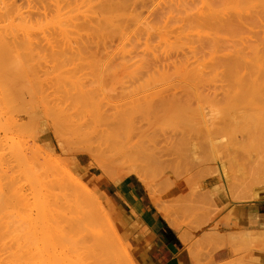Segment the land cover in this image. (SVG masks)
Masks as SVG:
<instances>
[{
    "label": "rangeland",
    "instance_id": "rangeland-1",
    "mask_svg": "<svg viewBox=\"0 0 264 264\" xmlns=\"http://www.w3.org/2000/svg\"><path fill=\"white\" fill-rule=\"evenodd\" d=\"M30 1H32L33 5L37 6L39 11L34 9L36 8V6L29 5L31 4ZM37 1L40 2L37 3ZM42 1L45 0H23V1L0 0V8H1L0 14H2L0 16V20H3L4 18L5 21L7 20L12 21L14 22V24L22 23L27 28V31L31 29L34 31L33 32L31 30L29 31L30 33L26 31L28 34L26 37L25 32L23 33L22 30L20 31V29L18 30L17 28H15L14 29L15 31L13 33L18 32L15 36L13 34L12 35L13 37L6 36L8 37L6 39L5 37L0 38V43H1L0 49H2V51L0 50V254L1 251H3L4 249L3 247H11V250L13 251L12 254L13 253L15 254L16 248L20 245H23L26 248H28L25 254L27 255L30 264H36V263L96 264L94 261L91 260L93 259L92 257L83 256V258H81V256L79 255L81 250H87L89 254H91V252L93 253L94 251L92 247L89 248V246L87 247L81 246V244L84 243L89 245L91 242L92 236H91L90 224L85 225L82 228V231H80V229L78 228V233L76 234L65 233V235H67L65 240H63L64 237L61 236V234H59L58 231H53L54 234L57 235L52 239H50L52 236L50 235L46 236V234H45L46 238L45 239L43 238L45 232V223L43 222L44 221L46 222V218H44V216L38 212L39 209L36 206H34V204L36 205L37 203L32 198L31 189H30L31 184L26 178V174L24 171L25 169L23 168V165L25 164V160H24L25 157L35 166H38L40 161L43 160L42 159L43 157L46 158L48 157V153L56 155L58 160L62 162L61 159L64 158V154L58 148L57 143L55 142L56 140H54L55 138L52 135V132L48 127L47 123L54 121L65 132L69 127L67 117H69L71 108L73 106L78 107L79 111L82 113V115L81 114L79 115L78 119L84 118V120L88 122V124L90 123L93 125L95 122L99 123L105 119L113 118L118 120L119 122L121 121L120 129L123 131L120 130V132H122V134H127V135L131 134V136H133V134H140L143 132V134H141L142 136L140 135V137L145 138L146 141H144V139L143 141L141 140L143 142L141 143V145L145 146L147 144L146 147L148 148L151 146L150 143L154 147L155 145L156 146L160 145L164 147V145H166V143L168 142H169L168 144L170 145L169 140L173 142L172 143L173 145L171 144L172 147L168 146V149L166 148L167 146L164 147V149L166 148V150L165 151L162 150V151H164L165 153L161 152V154H158L157 152L156 156L157 154L158 156H160L159 158L157 157V159L160 160L158 162L164 161L165 157L168 158V160L169 157L170 160L174 158L172 159L173 161L169 160L168 163L175 161L174 165L176 163L177 167L176 166L173 167L172 165L173 163H171L172 166L170 164L164 166L163 164L166 161L161 162L159 164H157V162L153 163V165H155L154 171H153L154 166L153 168L150 169L146 167V171L148 169L147 172L150 171L151 173L150 175L152 178L150 179L151 183L154 176H155L154 179L158 180L160 178V180H162L161 181L162 183L164 179H166L165 182L170 181L169 182L170 185L169 183H165L166 185L163 183V185H161L162 183L160 182V180L158 182H155L157 180H153V182H155L153 185L154 186L153 189H155L154 190L155 193L152 192L151 188L147 190L146 186L143 184L142 176L140 179L137 173H133V172L123 173L122 171H118V173L113 174L114 176L112 177L104 176V178H102L103 179L102 185L100 189H98V192H96V194L100 198L99 204L101 209L98 218H100V220H103L104 223L98 224V226L96 228L94 227V229L95 230L99 229L101 232H105L109 237L113 238L114 241L109 244L107 249H103L104 252L109 253L110 258L108 256V259H106V261L100 262L101 264H106V263L110 264V260H112V258L117 259L118 257H122L118 259V260L122 259V261L120 260L122 264H135L130 254L129 245L126 242L124 236L122 235L119 226L116 224L114 218L110 216L109 211L106 210L104 202H102L103 194L101 193V190L106 191V186L108 182L115 183L116 181L122 179L127 175L132 176L136 179L138 178V180L145 187V190L154 199L155 206L159 212L160 210H162V208H165V212L169 214V217L166 220L171 225L181 230L182 235L186 241H189L190 244H194L200 250H203L205 252H209L212 249L216 248L218 245L221 244L219 237L216 236L218 230L220 229L217 222V215L223 209V207H226L229 203L232 202L248 200V199L264 196V143H263L264 137H262L264 136V121H263L264 102H261L262 100H264V98L253 101L251 100V98L243 96L244 99L242 100L241 99L242 95L241 93H239L241 91L240 89L242 85L239 84L242 81L241 76L244 77L246 75L245 68L247 67L248 69L249 67V64L247 65V60L249 62V60H252L255 57V54L254 56H252L253 54L251 51L253 50L254 47H256V44L257 46H260V48L258 47L259 48L258 60L260 58L264 59L263 58L264 57V20L262 16L261 18L259 17V20L258 17L248 18L246 20L248 24L244 22L241 25H239L240 27L238 26V31L235 30V33L234 31L231 32V34H239L240 36L236 35L237 36L236 37L230 34V37H228V39L233 37H235V39H231V40L227 39L228 40L227 43L229 46L228 49L227 46H224V44L226 43H222L223 41H221L222 35L223 34L225 35L224 31L222 30V28L218 29V32L216 31L217 30L216 26H218L217 24L216 26H212L213 28L215 27V30L214 29L209 30V33L207 30L210 28L209 27L205 28L204 25L202 24L197 23L198 24L197 25L195 23L194 25V23H192L194 26L193 27L192 24L190 23L192 29L190 26H188L189 21L188 19H184L186 17L185 15L190 13L192 7H194V9L196 8L194 5H197L196 3H199L198 0H193L194 5L190 7L191 9L189 8L188 11L187 9L185 10L184 7L185 5L186 8H188L189 5L191 6L190 3L193 2L192 0H190L191 1L190 3L188 0H185L184 3L183 0H179L183 4H185L183 6L181 5L180 2V6L183 7L180 6L178 7L179 4L178 5L176 4L178 3L177 2L178 0H175L176 1L175 4L173 0H168V2L170 1L169 2L170 5L167 4L168 3L167 0L165 1L164 0H158V1L130 0L129 4L127 5H125L126 3H128L127 0L125 1L126 3L123 0H121L120 3L117 4L118 7L117 6L115 7V4L119 0L117 1L113 0L114 5L112 4L113 1L110 2V0H101L106 3L99 2L100 0H95V2L94 0H77L78 2H76V0H65V1L46 0L45 2ZM138 1L140 2V4ZM144 2H146V4H144ZM13 3L15 6H12L11 8L10 6L11 4L13 5ZM17 3H21V4H17ZM103 3L105 5H103ZM108 3L112 4L116 10L118 9V12H116V10L112 8L113 6L111 7L110 4ZM137 3L139 5H137ZM160 3L163 4L161 5ZM186 3H188L189 5ZM99 4L105 6L104 8L106 10H104V8H102ZM119 4H121L122 6L125 5L124 7L125 11H123V13H122L123 9L122 10L119 9V7L120 8L122 7L121 5L119 6ZM199 4L197 5V7H199ZM22 5L25 6L22 7ZM144 5H148L149 7H146ZM175 5H177L176 6L177 8L175 7ZM46 6L48 7L47 12H46L47 8H45ZM96 6H98L97 9L102 8V11H100L101 9L100 10L98 9L97 11ZM83 7L85 9H83ZM128 7L130 9H126ZM4 8H6L5 10L8 12H5ZM49 8L51 11L49 10ZM148 8L152 10L150 11ZM164 8H168V9L164 10ZM169 8H171L172 10ZM107 9H109L111 13H109ZM194 9L193 11H195ZM2 10L4 13L2 12ZM154 10L155 12L160 11V13L162 11V13L160 14L156 12L157 13L156 16V13L152 12ZM103 11H105L104 14ZM106 11L111 15V18H113L112 20L111 18L109 19L108 16L110 15H108ZM17 12L18 14L19 12L22 13L17 15ZM135 12H141V14ZM181 12L184 16L180 14ZM6 13H8V15ZM38 13L42 14L43 16L41 15L38 17ZM49 13H52V15H50ZM74 14L76 15V17ZM114 14L115 17H113ZM132 14L135 16H132ZM145 14L147 18H145ZM153 14L154 17L156 16V18L152 17ZM16 15L17 17H15ZM87 15H90L91 17ZM118 15L119 17L124 15V17H121L123 19L120 18L122 22L121 21L118 22L119 21L118 19L119 17L117 18ZM128 16L131 17L130 20L134 18L133 22L131 21L132 24L130 23ZM92 17L94 18L95 21H98V23H100L99 22L100 20L101 22L103 21V23L98 24L96 22L97 24L96 27L94 23L95 21L92 20L93 19ZM101 17L103 18L100 19ZM161 17H163L162 18L163 21ZM172 18L173 21L171 20L172 22H170L169 19ZM36 19L38 21H36ZM87 19L88 22L85 21ZM158 19L161 20L160 21L161 24L159 23V21H157ZM254 19L260 22H257L255 24L254 22L256 21H253ZM77 20H78V24H80L79 23L80 20L81 22L83 21L82 24L78 25L80 29L76 25ZM33 21L34 22L36 21L35 22L36 24ZM64 21H68V23ZM84 21L87 24H89V22L94 24V26L98 28L97 29L98 32L95 31L96 33H98V35L96 33L93 34L91 32H88L89 27L91 26L92 28L93 25H90L91 24L90 23L88 26H85L86 23ZM151 21H153L154 23ZM58 22H60V24ZM73 22L75 24H73ZM108 22L110 23L111 26L109 25ZM126 22L127 24H125ZM155 22L157 24L159 23V25L157 26ZM165 22L167 23L164 24ZM120 23L122 24L120 25ZM102 24H104V27L106 24L107 27L104 29V27H102L103 26ZM82 25L83 27L85 26L86 30L81 28ZM116 26H118L119 28L118 27L116 28ZM181 26H184L185 29L184 28L182 29ZM63 27L64 28L66 27L65 30ZM95 27H93L94 30L96 29ZM101 27H102V31H101ZM113 27L116 28V30H114ZM124 27L125 28L129 27V28L128 29L126 28V31L123 32L125 30ZM199 27L202 29H200ZM246 28L247 31L249 29L248 33L245 31ZM108 29L109 31H106ZM103 30H105L106 32L104 31L105 32L104 33ZM117 30L119 31V33ZM241 30H243L244 32ZM253 30L255 32H253ZM76 31H78L79 33ZM137 31H140L142 35L140 34V32H138L139 33L138 34ZM214 31L216 32L215 34ZM108 32H110V34ZM22 33L26 38L23 37ZM32 33H35V35L32 36ZM39 33L42 36H40ZM189 33H191L190 35L193 34L192 37L189 36ZM211 33L213 34V36ZM82 34L85 38L84 37L81 38ZM86 34L88 36H86ZM92 34L95 37L91 36ZM206 34L210 35V38L212 36L213 37L211 38L212 40L216 37L215 38L216 40L215 41H212L210 39L208 40V37H205ZM96 35L99 38L96 37ZM152 35H153L152 38H154L153 40L152 38L150 39ZM34 36H37L38 38L36 39V37ZM39 36L41 37V39L39 38ZM68 36H70L71 38ZM183 36L184 38L182 39ZM185 36L187 38H185ZM197 36L199 37L201 36L200 38H202L203 40L207 38L206 39L207 41L206 40L205 41L206 43L208 42V45L204 46L203 43L205 41H202L203 43H201L202 39H200ZM245 36L249 38L247 39ZM129 37H131L132 39H130ZM190 37L191 40H188ZM219 37L221 39H219ZM250 37L251 39L253 37V39L251 40ZM146 38H148L149 40H147ZM86 39L89 41H87ZM243 39L245 40V42ZM235 40H237L236 41L237 43L235 42ZM249 40L250 42H248ZM145 41L148 43L149 41L153 42V45L155 44L156 47L150 48L153 46L152 43L150 42L151 45H148V43L146 44ZM197 41L200 42L198 43ZM210 41L211 43L213 42L215 43V44L213 43L215 47L211 46V43H209ZM127 42L128 43L132 42V44L129 43L128 45H126ZM172 42L175 44H173ZM135 43H137V45ZM139 43L140 44L142 43V45H140ZM163 43L167 45L165 46V48H164L165 44ZM167 43L172 44V45L170 44L171 48L175 47L176 49H178L180 45L182 47H180L179 50L173 48L171 50ZM183 43L186 44V46H184ZM246 43H247L246 46L248 47H244ZM249 43L250 45H248ZM4 44L5 45L7 44L6 49H5L6 46ZM221 44L223 45L221 46ZM232 44L235 45L233 46ZM251 44L255 46L253 47L251 46ZM147 45L149 46V48ZM218 45L220 47L216 48V46L218 47ZM2 47H4L5 50ZM123 47H125L124 48L125 51ZM132 47H135L136 50H133L135 48ZM237 47H238L237 52L239 53V55L234 50ZM141 48L143 49L141 50ZM154 48L156 49L160 48V49L154 52ZM161 48L164 52L161 50ZM213 48L215 49L213 50ZM120 49L122 52H120ZM126 49L128 51L130 50L132 54L130 52H126L127 51ZM144 49L146 52L144 51ZM169 49L171 50V53L173 55H170L171 53L168 54V52H170ZM183 49L189 51L190 54ZM192 49L197 51H194ZM231 49L234 52H232ZM248 49L251 51H248ZM137 50L138 51L140 50L142 53L140 54V51L138 53ZM148 50H150L151 57L148 53L149 52ZM191 50L194 52V56ZM133 51H135V54ZM159 51H161V53L163 52L162 55ZM175 51H178L176 52L177 55ZM244 51L245 52L248 51L247 54H245ZM223 52L225 53L228 52L230 57L228 55L223 54ZM260 52H263V54H261ZM127 53L128 56H126ZM197 53L198 56L196 55ZM259 53L261 56L259 55ZM136 54H138V56L142 58L135 56ZM144 54L147 55V57L145 56L146 58L143 57ZM214 54L215 56L212 57V55ZM222 54L228 57L222 59L220 58ZM235 54L238 55L237 57L238 59L236 57H233L236 56ZM241 54H243V56ZM131 55L135 57L131 58ZM178 55L180 56V58L181 55H183V57L179 59ZM157 56L159 57L157 58ZM160 56H162V58L164 59L160 58ZM246 56L249 57V59ZM168 57L170 59L172 58V60H170ZM174 57L178 58V60L175 59ZM231 57L235 58L236 60L235 59L232 60ZM208 58L209 59L214 58L213 60H210L212 61V63L215 61L218 62L214 63L215 66L214 65L211 66L212 63L211 62L209 63ZM140 59L141 61H139ZM145 59L147 60L145 61ZM225 59H228L229 62L231 61L230 65L232 67H230L229 65L227 69L226 68L223 69L224 67L221 62L222 68H220L219 66L220 60L223 61ZM244 59L247 60L245 61ZM255 59L257 58L255 57L253 60ZM155 60H158L156 62L159 64H156ZM179 60L180 63H178ZM237 60L239 61L237 62ZM130 62L133 65H131ZM140 62L144 64V67H142ZM148 62H154V64L152 63L153 67H151L152 64ZM235 62H237V64ZM164 63H165L164 65L165 67H163ZM161 64H162V70H160ZM235 64L237 65V67ZM145 66H149V67H145ZM166 66L167 67L169 66L168 68L170 73L167 72L168 68ZM170 67L171 68L173 67L174 70L171 71L173 68L170 69ZM218 67L220 68V71ZM199 68L201 69L202 73L200 72ZM214 68H216L217 71L213 70ZM231 68H233L234 73ZM237 68L240 69L239 72L237 71ZM206 70H210V71H207L206 73ZM236 71L238 72V74ZM204 72L206 73V75ZM159 73L161 74L159 75ZM228 73L230 77L232 76L231 78L228 77ZM231 73L234 76L235 74H237L236 77L234 78V76ZM164 74H166L167 76ZM213 74L214 76H212ZM157 75L159 77H161L162 75L163 76L159 78ZM209 76L210 79L208 80ZM205 77L207 79H205ZM213 77L214 79L211 80V78ZM226 77H228V80L230 81L226 80L227 79ZM198 79L199 80L202 79L203 83L202 80L200 82ZM221 79H223V81ZM206 81L207 82L209 81L208 83L211 84L212 86L210 85L211 87H209ZM219 81H221L220 84ZM211 82H213L214 84ZM217 82L219 85H217ZM230 82H233V84H230ZM234 82L237 83L240 87L238 88V85L237 84L235 85ZM198 83H202V84H198ZM189 84L191 86H189ZM222 84L226 86L225 87L226 92H224L225 89H223L224 86H222ZM214 85H216L217 87ZM230 85L232 86L229 87ZM233 85L235 90L233 88ZM214 88L215 90L213 91ZM217 88L221 89L223 93H221V90L218 91L219 89L217 90ZM216 90L218 92H216ZM237 90H239V92ZM206 91L208 93H206ZM236 91L238 92V94L235 93ZM219 92L221 93L222 96L221 102L219 99L220 98V94H218ZM210 93L211 95H209ZM237 95H241L240 97L238 96V98H240L239 101L240 103H237V101L239 100L238 98L236 99ZM208 97L210 100L208 99ZM213 97L214 100L216 99L217 101L211 99ZM247 98L250 101L247 100ZM248 101L249 102L253 101L254 103L252 102L253 104L252 103L250 104ZM251 105L252 108L249 107ZM247 110H249L250 112ZM238 115H240L241 117ZM247 116H249V118ZM246 117L250 121L245 119ZM230 118L233 120H231ZM239 118L241 120H239ZM236 120L239 121L240 123L237 122ZM242 123L247 127L245 126L243 128L244 125ZM238 125L240 126L241 130L243 128L244 131H241L239 127L236 128L237 130H235V127ZM238 129L241 131V133L238 131ZM261 129L263 130V132L260 131ZM251 131H253L252 133L255 134V136L250 134ZM254 132H256L257 134ZM247 133L249 135H247ZM258 133L260 137L258 136ZM245 134L248 136V138H246L247 136H245ZM257 136L261 141L258 140ZM165 141L167 142L165 143ZM154 142H156V144ZM196 142L198 146L197 144H195ZM249 144L252 146H250ZM209 145L210 147H208ZM144 146L143 148H145ZM152 146L150 148H152ZM254 146L256 147L254 148ZM154 147H153L154 151H157L158 148L156 149V147L155 148ZM162 147L160 148L162 149ZM160 148L159 151H161ZM166 153H169L168 154L169 157H167ZM163 155L166 156L164 157ZM161 157H164V159L162 160ZM90 158L91 157L88 155L86 151L79 153L77 152V153H73L72 155L70 154V160L64 159L63 161H65V164L63 163L62 164L65 168L72 166V163L75 164L76 168H73L71 170L79 177L84 176L85 174L89 176L92 175L95 177L99 174V170L94 166V164L92 163V159ZM89 162H91V164ZM161 164L163 165L162 167H160ZM159 167L161 169L165 167L163 169L164 171L161 170ZM157 169L160 170V172L158 170L159 173L156 171ZM156 172L158 173V176ZM172 173L173 175L175 173V175L173 176ZM165 174H167V176H165ZM147 181L149 180L147 179ZM183 190H185V192ZM178 191L182 192L181 195L179 194ZM175 192H177L179 195L177 193L175 195ZM218 192H221V194L225 195L226 203L223 206L217 205L216 193ZM173 193L175 196L173 195ZM29 211L32 212L31 216L27 215ZM160 213L162 214V212ZM121 241L123 242V244L126 243L124 245V248L120 244ZM36 244L45 245L46 247H43L42 250H38L35 249ZM237 250L242 253V257L239 260L240 263L242 264L254 263L255 258L249 256L250 245L248 244V242H243L242 239L240 241H237ZM6 251L4 252V255L9 256L8 257L9 259L14 260L16 256L14 254L13 255L10 254L11 251L8 252ZM8 253L10 255H7ZM3 257L2 259L4 260ZM6 258L7 257H5V260Z\"/></svg>",
    "mask_w": 264,
    "mask_h": 264
},
{
    "label": "bare ground",
    "instance_id": "bare-ground-1",
    "mask_svg": "<svg viewBox=\"0 0 264 264\" xmlns=\"http://www.w3.org/2000/svg\"><path fill=\"white\" fill-rule=\"evenodd\" d=\"M8 1V0H7ZM15 1V0H14ZM21 1H23V0H21ZM46 1V0H45ZM45 1H42V2H45ZM61 1H63V0H61ZM65 1V0H64ZM111 1H113V0H110V2ZM115 1H117V0H115ZM120 1L121 0H119V1H117L116 2V4H115V7L117 6V4L118 3H120ZM124 2L126 1V0H123ZM128 1V3H123V4H125V5H127V4H129V1L130 0H127ZM134 1V0H133ZM144 1V0H143ZM148 1V0H147ZM150 1V0H149ZM158 1V0H157ZM165 1V0H164ZM174 1V4L176 3V1L175 0H173ZM184 1L185 0H183V3H184ZM189 1V3L191 2L190 0H188ZM193 1V0H192ZM199 1V3H196L197 5L199 4V7H197V5H194V1L192 2V3H190L191 4V6L188 4V3H186V4H188L189 6H188V8H186V5L185 4H183L181 1H177L178 3H176L177 5H178V7L180 6V2H181V5H185V7H184V9L186 10L187 9V11H188V9L190 8V7H192L193 5L196 7L195 9H194V7H192V12L190 11V13H188L187 15H185L186 17L184 18V19H188V21H189V25L188 26H190V23L192 24V23H194V25H195V23L197 24V23H199V24H202V25H204V27L206 28H210V29H208L207 31H208V33H209V30H212V29H214L215 30V27L213 28L212 26H216V24L218 25V26H216V28H217V32H218V29H221L222 28V30L224 31V33H225V35L223 34V32H222V39L219 37V39H221V41H223L222 43H226V44H224V46H227L228 47V49H229V46H228V43H227V41L230 39H235V37H233V38H229L228 39V37H230V34H231V32H233L234 31V33H235V30H237L238 31V26L239 25H241L242 23H244V22H246L247 23V19L248 18H254V17H258V20H259V17L261 18V16H262V18H263V20H264V0H198ZM197 1V2H198ZM17 2V1H16ZM15 2V3H16ZM31 2V4H29V5H32V6H36V5H33L32 4V1H30ZM40 2V1H39ZM38 1H37V3H39ZM59 2V1H58ZM76 2H78L77 0H76ZM89 2V1H88ZM94 2H95V0H94ZM99 2H104V1H99ZM139 2V1H138ZM152 2V1H151ZM167 2H168V0H167ZM170 2V1H169ZM167 3V4H169L170 5V3ZM4 3V2H3ZM8 3V2H7ZM12 3V2H11ZM26 3V2H25ZM34 3V2H33ZM36 3V2H35ZM48 3V2H47ZM74 3V2H73ZM87 3V2H86ZM92 3V2H91ZM104 3H106V2H104ZM103 3V5H105ZM114 3V1L112 2V4ZM134 3H136V2H134ZM141 3H142V1H141ZM155 3V2H154ZM159 3V2H158ZM164 3H166V2H164ZM17 4H21V3H17ZM44 4V3H43ZM66 4V3H65ZM68 4H71V3H68ZM96 4V3H95ZM108 4H110V3H108ZM112 4H110V6L112 7L113 5ZM139 4H140V2H139ZM138 3H137V5H139ZM144 4H146V2H144ZM150 4V3H149ZM161 5L163 4V3H160ZM3 5V4H2ZM9 5H10V3H9ZM28 5V6H29ZM45 5V4H44ZM63 5H64V2H63ZM67 5V4H66ZM76 5V4H75ZM102 8H104L105 6H103L102 4H99ZM121 4H119V6H120ZM125 5L124 6H122L121 8L119 7V9H123L122 10V13H123V11H125V9H124V7H125ZM137 5H135V6H137ZM142 5V4H141ZM160 5V6H161ZM172 5V4H171ZM177 5H175V7L177 6ZM7 6V5H6ZM12 6H15L14 5V3H13V5L11 4V8H12ZM19 6V5H18ZM25 6V5H24ZM23 5H22V7H24ZM55 6V5H54ZM62 6V5H61ZM89 6V5H88ZM99 6V7H100ZM134 6V5H133ZM144 6H146V7H149L148 5H144ZM143 6V7H144ZM164 6V5H163ZM162 6V7H163ZM167 6V5H166ZM183 6H180V7H183ZM9 7V6H8ZM20 7H21V5H20ZM20 7H19V9H20ZM40 7H41V4H40ZM63 7V6H62ZM66 7V6H65ZM86 7V6H85ZM93 7V6H92ZM97 7L98 6H96V9H97ZM108 7H109V5H108ZM107 7V8H108ZM118 7V6H117ZM156 7V6H155ZM165 7V6H164ZM168 7V6H167ZM171 7V6H170ZM174 7V8H175ZM45 8H47L46 9V12H47V10H48V7L46 6ZM52 8V7H51ZM64 8V7H63ZM62 8V9H63ZM71 8V7H70ZM79 8V7H78ZM91 8V7H90ZM89 8V9H90ZM102 8H98L100 11H102ZM112 8H114V6L112 7ZM133 8V7H132ZM152 8H153V6H152ZM160 8V7H159ZM172 8H173V6H172ZM177 8V7H176ZM1 9V8H0ZM6 8H4V10H5ZM8 9V8H7ZM14 9V8H13ZM34 9H36L37 11H39L38 10V8H37V6H36V8H34ZM42 9V8H41ZM68 9V8H67ZM83 9H85L84 7H83ZM88 9V10H89ZM95 9V8H94ZM98 9H97V11H98ZM110 9V8H109ZM109 9H107V11H109ZM115 9V8H114ZM126 9H130L129 7L128 8H126ZM149 9V8H148ZM161 9V8H160ZM165 9H168V8H164V10ZM169 9H171V8H169ZM191 9V8H190ZM193 9L195 10V11H193ZM35 10V11H36ZM49 10H50V8H49ZM53 10V9H52ZM61 10V9H60ZM91 10V9H90ZM104 10H106L105 8H104ZM112 10V9H111ZM116 10V9H115ZM114 10V11H115ZM150 10V9H149ZM152 10V9H151ZM150 10V11H151ZM156 10V9H155ZM155 10L154 11H152V12H155ZM158 10V9H157ZM172 10V9H171ZM182 10V9H181ZM17 11V10H16ZM27 11V10H26ZM30 11V10H29ZM34 11V10H33ZM36 11V12H37ZM43 11V10H42ZM51 11V10H50ZM55 11V10H54ZM69 11V10H68ZM71 11V10H70ZM73 11V10H72ZM76 11H78V10H76ZM87 11V10H86ZM106 11V13H108ZM113 11V12H114ZM147 11V10H146ZM174 11V10H173ZM183 11V10H182ZM187 11H186V13H187ZM2 12H3V10H2ZM5 12H8V11H6L5 10ZM10 12V11H9ZM13 12V11H12ZM11 12V13H12ZM28 12V11H27ZM58 12H59V9H58ZM64 12V11H63ZM116 12H118V9L116 10ZM130 12H131V10H130ZM141 12H143V11H141ZM141 12H135V13H139V14H141ZM149 12V11H148ZM147 12V13H148ZM151 12V13H152ZM157 12V11H156ZM155 12V13H156ZM166 12V11H165ZM168 12V11H167ZM169 12H171V11H169ZM175 12V11H174ZM178 12V11H177ZM185 12V11H184ZM183 12V13H184ZM4 13V12H3ZM20 13H22V12H19V14ZM24 13V12H23ZM29 13V12H28ZM31 13V12H30ZM35 13V12H34ZM33 13V14H34ZM42 13V12H41ZM100 13V12H99ZM105 13V11H103V14ZM109 13H111L110 11H109ZM108 13V15H110ZM150 13V12H149ZM157 13H160V11H158ZM157 13H156V16H157ZM161 13H162V11H161ZM160 13V14H161ZM185 13V14H186ZM7 15H8V13H6ZM18 14V12H17V15H19ZM27 14V13H26ZM40 13H38V17L39 16H41L42 14H40ZM50 15H52V13H49ZM58 14V13H57ZM102 14V15H103ZM113 14V13H112ZM134 14V13H133ZM132 14V16H135V15H133ZM139 14H138V16H139ZM159 14V15H160ZM163 14H164V12H163ZM172 14V13H171ZM180 14H182V12L180 13ZM2 14H0V16H1ZM7 15H6V18H7ZM17 15L15 16V17H17ZM54 15V14H53ZM67 15V14H66ZM75 15V14H74ZM73 15V16H74ZM79 15V14H78ZM101 15V16H102ZM107 15V16H108ZM120 15H122V14H120ZM178 15V14H177ZM183 15V14H182ZM181 15V16H182ZM28 16V15H27ZM30 16V15H29ZM32 16V15H31ZM35 16V15H34ZM43 16V15H42ZM47 16V15H46ZM64 16V15H63ZM72 16V15H71ZM87 16H90V15H87ZM95 16V15H94ZM93 16V17H94ZM98 16V15H97ZM150 16V15H149ZM148 16V17H149ZM156 16L154 17V14L152 15V17L153 18H156ZM173 16V15H172ZM184 16V15H183ZM2 17H5V16H2ZM14 17V16H13ZM12 17V18H13ZM20 17V16H19ZM25 17H26V15H25ZM37 17V16H36ZM75 17H76V15H75ZM80 17H81V14H80ZM91 17V16H90ZM92 17V18H93ZM109 17V19L111 18V15L110 16H108ZM113 17H115V14H114V16ZM119 17V15L117 16V18ZM121 17H124V15L123 16H121ZM121 17H119L118 19H119V21L118 22H120L121 20H120V18ZM126 17V16H125ZM151 17V18H152ZM163 17H164V15H163ZM163 17H161V19L163 18ZM171 17V16H170ZM175 17V16H174ZM179 17V16H178ZM9 18V17H8ZM65 18H67V17H65ZM95 18V17H94ZM94 18L92 19L93 21H95L94 20ZM103 17H101L100 19H102ZM116 18V19H117ZM128 18H129V20H130V18L131 17H129L128 16ZM128 18H126V19H128ZM133 18V17H132ZM139 18V17H138ZM141 18V17H140ZM142 18H144V17H142ZM145 18H147L146 17V14H145ZM158 18H159V16H158ZM183 18V17H182ZM181 18V19H182ZM18 19V18H17ZM23 19V18H22ZM34 19V18H33ZM32 19V20H33ZM38 19V18H37ZM36 19V21H38ZM74 19V18H73ZM82 19V18H81ZM89 19V18H88ZM88 19L87 20H85V21H87L88 22ZM96 19V18H95ZM99 19V20H100ZM113 18H111V20H112ZM115 19V18H114ZM117 19V20H118ZM121 19H123V18H121ZM125 19V20H126ZM183 19V20H184ZM7 20V19H6ZM16 20V19H15ZM29 20H31V19H29ZM54 20H55V18H54ZM64 20V19H63ZM133 20H134V18L133 19H131L130 20V23H131V21L133 22ZM136 20V19H135ZM142 20V19H141ZM144 20V19H143ZM155 20V19H154ZM170 20V22H172L173 21V18L172 19H169ZM172 20V21H171ZM179 20H180V18H179ZM178 20V21H179ZM256 21L255 19L253 20V21H256V22H254L255 24L257 23V22H260V21ZM262 20V21H263ZM35 21V22H36ZM58 21V20H57ZM60 21H61V19H60ZM84 21V22H85ZM92 21V22H93ZM108 21V20H107ZM114 21V20H113ZM148 21H150V20H148ZM157 21H159V23L161 24V20H157ZM162 21H163V19H162ZM176 21V20H175ZM177 21V22H178ZM187 21V20H186ZM191 21V22H190ZM248 21H250V20H248ZM251 21H252V19H251ZM29 22V21H28ZM34 22V21H33ZM34 22V23H35ZM49 22H50V20H49ZM63 22V21H62ZM64 22H67L68 23V21H64ZM71 22V21H70ZM77 22V26L78 25H80V24H82V22H81V20L79 21V23L80 24H78V20L76 21ZM96 22L98 23V21H95L94 23H95V26L97 25L96 24ZM100 23H103V21L101 22V20L99 21ZM122 22V21H121ZM125 22V21H124ZM128 22V21H127ZM127 22L125 23V24H127ZM151 22H153V21H151ZM184 22V21H183ZM32 23V22H31ZM41 23V22H40ZM44 23V22H43ZM42 23V24H43ZM59 24H60V22H58ZM86 23V22H85ZM91 22H89V24H90ZM100 23H98V24H100ZM104 23H105V21H104ZM109 23V22H108ZM107 23V24H108ZM129 23V22H128ZM154 23V22H153ZM156 23V22H155ZM159 23L157 24V26L159 25ZM167 22H165L164 24H166ZM169 23V22H168ZM174 23V22H173ZM26 24V23H25ZM36 24V23H35ZM34 24V25H35ZM64 24H66V23H64ZM73 24H75L74 22H73ZM89 24H85V26H88ZM122 23H120V25H121ZM132 24V23H131ZM144 24V23H143ZM163 24V25H164ZM170 24V23H169ZM186 24V23H185ZM248 24V23H247ZM261 24V23H260ZM31 25H33V24H31ZM44 25V24H43ZM47 25V24H46ZM50 25V24H49ZM51 25H52V22H51ZM55 25V24H54ZM62 25V24H61ZM75 25V26H76ZM90 25H93L92 26V28H91V26L89 27V31L88 32H91V33H93V34H95L96 32L95 31H97V29L98 28H96L95 26H94V24H90ZM103 25V26H102ZM102 25H100V26H102V27H104V24H102ZM109 25H110V23H109ZM108 25V26H109ZM152 25V24H151ZM153 25H155V24H153ZM180 25H182V24H180ZM179 25V26H180ZM198 25V24H197ZM219 25H220V28H219ZM252 25H253V23H252ZM70 26V25H69ZM85 26L83 27V25H82V29H85ZM111 26V25H110ZM125 26V25H124ZM127 26V25H126ZM146 26V25H145ZM161 26V25H160ZM159 26V27H160ZM168 26V25H167ZM192 26H193V24H192ZM243 26V25H242ZM32 27V26H31ZM31 27H29V28H31ZM44 27V26H43ZM51 27V26H50ZM55 27V26H54ZM93 27H95L96 29L94 30V28ZM99 27V26H98ZM102 27H101V31H102ZM107 27V25L105 24V27H104V29ZM115 27V26H114ZM113 27V28H114ZM118 26H116V28H117ZM135 27V26H134ZM139 27V26H138ZM176 27H178V26H176ZM182 27V29L184 28V26H181ZM186 27V26H185ZM191 27V26H190ZM194 27V26H193ZM203 27V28H204ZM240 27V26H239ZM253 27V26H252ZM15 28H17L18 30L20 29V31L22 30L23 31V33L25 32L26 33V37H27V32H29V31H31V30H29V31H27V28L25 27V25H23L22 23H15L14 24V22H12V21H5L4 20V18H3V20H0V38H3V37H5V39L6 38H8L9 36H12L13 34H14V36L18 33H13L15 30ZM60 28V27H59ZM64 28V27H63ZM66 28V27H65ZM65 28H64V30H65ZM77 28V27H76ZM78 28H79V26H78ZM116 28H114V30H116ZM119 28V27H118ZM125 28V27H124ZM127 29L129 28V27H126ZM126 28H125V30L123 31V32H125L126 31ZM200 28V27H199ZM42 29V28H41ZM51 29V28H50ZM68 29V28H67ZM80 29V28H79ZM87 29H88V27H87ZM91 29H93V30H91ZM121 29V28H120ZM138 29V28H137ZM166 29H167V27H166ZM169 29V28H168ZM171 29V28H170ZM176 29V28H175ZM185 29V28H184ZM191 29H192V27H191ZM200 29H202V28H200ZM242 29H243V27H242ZM252 29V28H251ZM43 30V29H42ZM52 30V29H51ZM73 30V29H72ZM71 30V31H72ZM86 30V29H85ZM132 30V29H131ZM134 30V29H133ZM179 30H180V27H179ZM240 30V29H239ZM20 31H19V33H20ZM27 31V32H26ZM33 31V30H32ZM36 31H37V29H36ZM36 31H35V33H36ZM48 31H49V29H48ZM55 31V30H54ZM53 31V32H54ZM68 31V30H67ZM71 31H70V33H71ZM93 31V32H92ZM99 31H100V28H99ZM105 30H103V32H104ZM106 31H109V29L108 30H106ZM105 31V32H106ZM118 31V30H117ZM141 31H142V29H141ZM167 31V30H166ZM183 31V30H182ZM241 31H243V30H241ZM247 33H248V31H249V29H248V31H247V28H246V30H245ZM34 32V31H33ZM42 32V31H41ZM44 32H45V30H44ZM46 32H47V30H46ZM52 32V31H51ZM56 32V31H55ZM54 32V33H55ZM73 32V31H72ZM75 32V31H74ZM76 32H78V31H76ZM84 32V31H83ZM88 32H87V34H88ZM98 32V31H97ZM104 32V33H105ZM111 32H112V29H111ZM116 32V31H115ZM138 32H140V31H137V33ZM145 32V31H144ZM170 32H171V30H170ZM199 32V31H198ZM244 32V31H243ZM253 32H255L254 30H253ZM22 33V34H23ZM30 33V32H29ZM35 33H32V36L33 35H35ZM79 33V32H78ZM81 33V32H80ZM109 34H110V32H108ZM118 33H119V31H118ZM134 33V32H133ZM213 33V32H212ZM211 33V34H212ZM216 32L214 31V34H215ZM220 33V32H219ZM237 33V32H236ZM239 33V32H238ZM21 34V35H22ZM45 34V33H44ZM49 34V33H48ZM57 34H59V33H57ZM64 34V33H63ZM72 34H75V33H72ZM86 34V36H88ZM90 34V33H89ZM91 35V36H94V35ZM97 35H98V33H96ZM114 34V33H113ZM117 34V33H116ZM125 34V33H124ZM130 34V33H129ZM132 34V33H131ZM139 34V33H138ZM140 34H141V32H140ZM145 34V33H144ZM174 34V33H173ZM191 33H189V36H191L192 37V35H190ZM200 34V33H199ZM205 34V33H204ZM250 34V33H249ZM254 34V33H253ZM20 35V36H21ZM29 35H31V34H29ZM39 35H40V33H39ZM53 35V34H52ZM85 35V34H84ZM96 35V37H98ZM105 35V34H104ZM103 35V36H104ZM118 35V34H117ZM136 35V34H135ZM142 35V34H141ZM140 35V36H141ZM183 35V34H182ZM181 35V36H182ZM201 35H202V32H201ZM232 36L234 35V36H236V35H239V34H231ZM251 35V34H250ZM6 36H8V37H6ZM40 36H42V35H40ZM39 36V38L41 39V37ZM67 36V35H66ZM81 36V35H80ZM100 36H102V35H100ZM109 36V35H108ZM111 36H112V34H111ZM110 36V37H111ZM121 36H122V34H121ZM128 36V35H127ZM188 36V37H189ZM195 36V35H194ZM212 36H213V34H212ZM211 36V38H213ZM216 36V35H215ZM240 36V35H239ZM252 36V35H251ZM13 37V36H12ZM23 37H25L24 36V34H23ZM25 37V38H26ZM31 37V36H30ZM34 37H36V39L38 38L37 36H34ZM68 37H70V36H68ZM84 36H83V34H82V36H81V38H83ZM95 37V36H94ZM105 37V36H104ZM114 37V36H113ZM117 37V36H116ZM133 37V36H132ZM137 37V36H136ZM142 37V36H141ZM153 37V35L150 37V39ZM178 37V36H177ZM191 37L188 39V40H191ZM197 37H199V36H197ZM197 37H195V38H197ZM201 37V36H200ZM199 37V38H200ZM203 37V36H202ZM205 37H208V40L210 39V40H212L211 38H210V35H208V34H206L205 35ZM237 37V36H236ZM243 37V36H242ZM246 37V36H245ZM15 38V37H14ZM19 38V37H18ZM22 38V37H21ZM50 38V37H49ZM53 38V37H52ZM63 38V37H62ZM71 38V37H70ZM76 38H77V36H76ZM80 38V39H81ZM85 38V37H84ZM88 38V37H87ZM91 38V37H90ZM99 38V37H98ZM106 38V37H105ZM115 38V37H114ZM130 39H132L131 37H129ZM155 38H156V36H155ZM168 38V37H167ZM171 38H172V36H171ZM176 38V37H175ZM184 38V36L182 37V39ZM185 38H187L186 36H185ZM194 38V37H193ZM216 38V37H215ZM213 39L212 41H215L216 39ZM217 38H218V35H217ZM241 38V37H240ZM244 38V37H243ZM247 39L249 38V37H246ZM245 38V39H246ZM256 38V37H255ZM10 39V38H9ZM20 39V38H19ZM24 39V38H23ZM33 39V38H32ZM43 39V38H42ZM51 39V38H50ZM119 39V38H118ZM128 39V38H127ZM130 39H129V41H130ZM139 39V38H138ZM141 39V38H140ZM144 39V38H143ZM142 39V40H143ZM147 40H149L148 38H146ZM154 38H152V40H153ZM200 39H202V38H200ZM207 38H205V40H206ZM228 39V40H227ZM242 39V38H241ZM250 39H251V37H250ZM252 39H253V37H252ZM251 39V40H252ZM2 40V39H1ZM53 40V39H52ZM51 40V41H52ZM79 40V39H78ZM83 40V39H82ZM87 40V39H86ZM113 40V39H112ZM146 40V41H147ZM157 40V39H156ZM185 40V39H184ZM205 40H201V43H203L202 41H205ZM244 40V39H243ZM258 40V39H257ZM256 40V41H257ZM260 40V39H259ZM19 41V40H18ZM17 41V42H18ZM31 41V40H30ZM50 41V40H49ZM87 41H89V40H87ZM96 41V40H95ZM117 41V40H116ZM145 41V42H146ZM155 41V40H154ZM168 41H170V40H168ZM172 41V40H171ZM178 41V40H177ZM177 41H174V42H177ZM181 41V40H180ZM186 41V40H185ZM184 41V42H185ZM207 41V40H206ZM206 41L203 43V45L205 46H207L208 45V42L206 43ZM221 41H219V42H221ZM237 40H235V42H236ZM254 41V40H253ZM29 42V41H28ZM97 42V41H96ZM135 42V41H134ZM134 42H133V44H134ZM138 42H139V40H138ZM143 42V41H142ZM150 42L151 41H149V43L148 42H146V44L148 43V45H151L150 44ZM164 42V41H163ZM166 42V41H165ZM187 42V41H186ZM198 42V41H197ZM196 42V43H197ZM200 42V41H199ZM198 42V43H199ZM217 42V41H216ZM240 42V41H239ZM244 42H245V40H244ZM243 42V43H244ZM248 42H250V40L248 41ZM3 43V42H2ZM37 43V42H36ZM129 43H131L132 44V42H129ZM128 42H127V44L126 45H128L129 44ZM152 43V45H153V42H151ZM159 43V42H158ZM161 43H162V41H161ZM173 43V42H172ZM179 43V42H178ZM188 43V42H187ZM192 43V42H191ZM194 43V42H193ZM209 43H211V41L209 42ZM214 43V42H213ZM213 43H211V46H214L213 45ZM232 43H234V42H232ZM237 43V42H236ZM255 43V42H254ZM1 44V43H0ZM89 44V43H88ZM122 44V43H121ZM136 45H137V43H135ZM140 44V43H139ZM144 44V43H143ZM163 44H165V43H163ZM168 44V43H167ZM170 44L171 43H169L168 45H169V47H170ZM173 44H175V43H173ZM184 44V43H183ZM182 44V45H183ZM215 44V43H214ZM230 44H231V42H230ZM239 44V43H238ZM258 44H259V42H258ZM5 45V44H4ZM83 45V44H82ZM90 45H91V43H90ZM136 45H133V46H136ZM140 45H142V43L140 44ZM147 45V46H148ZM172 45V44H171ZM179 45V44H178ZM177 45V46H178ZM188 45V44H187ZM197 45V44H196ZM199 45H201V44H199ZM219 45H220V43H219ZM218 45V47L216 46V48H219L220 46ZM223 44H221V46H222ZM233 46L235 45V44H232ZM231 45V46H232ZM240 45H241V43H240ZM240 45H238V46H240ZM244 45V44H243ZM243 45H242V47H243ZM247 45V43L245 44V46L244 47H248V46H246ZM248 45H250V43L248 44ZM1 46V45H0ZM6 47H5V49L7 48V44L5 45ZM15 46V45H14ZM119 46V45H118ZM130 46V45H129ZM139 46V45H138ZM137 46V47H138ZM146 46V45H145ZM165 46H167L166 44L164 45V48H165ZM184 46H186V44H184ZM195 46V45H194ZM194 46H192V47H194ZM231 46H230V48H231ZM237 46V45H236ZM251 46H253V44H251ZM255 46V45H254ZM253 46V47H254ZM74 47V46H73ZM89 47V46H88ZM126 47V46H125ZM125 47H123V49L125 48ZM153 47H156L155 46V44L152 46V47H150V48H153ZM180 47H182L181 45H180ZM179 47V48H180ZM189 47H191V46H189ZM196 47V46H195ZM215 47V46H214ZM226 47V48H227ZM242 47H240V48H242ZM252 47V48H253ZM260 48V46H257V44H256V47H254L253 48V50H252V48H251V50H249L248 49V51H251L252 52V56H254V54H255V57L257 58V59H255V60H249V62H248V60H247V65L249 64V67H248V69H247V67L245 68V70H246V75L243 77V76H241V79H242V81H241V83H239V84H242L241 85V91L239 92V90H237L239 93H241V95H237V97H236V99L238 98V96L240 97L241 96V99L243 100L244 99V97L243 96H246V97H249V98H251V100H257V99H261V98H264V59H259L258 60V50H259V48ZM3 49H4V47H2ZM32 48V47H31ZM34 48V47H33ZM115 48V47H114ZM132 48H135V47H132ZM148 48H149V46H148ZM173 49H176L175 47H172ZM172 48L170 47V49L172 50ZM179 48L178 49H176V50H179ZM202 48V47H201ZM208 48H210V47H208ZM221 48H223V47H221ZM4 49V50H5ZM13 49V48H12ZM118 49H119V47H118ZM131 49V48H130ZM143 48H141V50H142ZM146 49V48H145ZM145 49H144V51H145ZM158 49H160V48H158ZM158 49H156V48H154V52L156 51V50H158ZM169 49V50H170ZM185 49H186V47H185ZM185 49H183V50H185ZM188 49V48H187ZM215 48H213V50H214ZM245 49V48H244ZM1 51H2V49H0ZM127 50V49H126ZM133 50H136V48L135 49H133ZM161 50H162V48H161ZM171 50H170V52H168V54L169 53H171ZM181 50V49H180ZM192 50H194V49H192ZM191 50V51H192ZM200 50V49H199ZM202 50V49H201ZM206 50H207V48H206ZM212 50V49H211ZM211 50H209V51H211ZM218 50V49H217ZM216 50V51H217ZM232 50V49H231ZM235 50V52L236 53H238L237 52V50H238V47L237 48H235L234 49ZM243 50V49H242ZM124 51H125V49H124ZM138 51V50H137ZM140 51V50H139ZM139 51H138V53H139ZM149 52V55H150V57H151V54H150V50H148ZM153 51V50H152ZM163 51V50H162ZM185 51H187V50H185ZM194 51H197V50H194ZM208 51V52H209ZM247 51V52H248ZM115 52V51H114ZM117 52V51H116ZM120 52H122L121 51V49H120ZM126 52H130L131 53V51L129 50H127ZM134 52V54H135V51H133ZM146 52V51H145ZM160 53H161V51H159ZM164 52V51H163ZM162 52V53H163ZM174 52V51H173ZM176 52H178V51H175V53ZM180 52V51H179ZM188 53H189V51H187ZM193 52V51H192ZM191 52V53H192ZM199 52V51H198ZM204 52V51H203ZM232 52H234L233 50H232ZM243 52V51H242ZM245 52V51H244ZM247 52H245V54H247ZM119 53V52H118ZM142 52L140 51V54H141ZM144 53V52H143ZM147 53V54H148ZM162 53H161V55H162ZM167 53V52H166ZM182 53H184V52H182ZM230 53H231V51H230ZM261 54H263V52H260ZM260 53H259V55H260ZM8 54V53H7ZM116 54V53H115ZM126 54V53H125ZM132 54V53H131ZM146 54V53H145ZM144 54V56L143 57H147V55H145ZM190 54V53H189ZM189 54H188V56H189ZM203 54V53H202ZM201 54V55H202ZM205 54H206V51H205ZM207 54H209V53H207ZM223 54H225V55H228L229 56V54H228V52H223ZM222 54V56L220 57V58H222V59H224V58H227L228 56H225V55H223ZM244 54V53H243ZM243 54H241L242 56H243ZM249 54H250V52H249ZM153 55V54H152ZM158 55V54H157ZM170 55H173L172 53L170 54ZM176 55H177V53H176ZM197 56H198V53L196 54ZM232 55H234V54H232ZM236 55V54H235ZM238 55H239V53H238ZM238 55H236V56H233V57H238ZM125 56V55H124ZM126 56H128V53H127V55ZM135 56H138V54H136ZM135 56H132L131 55V58L132 57H135ZM156 56V55H155ZM165 56V55H164ZM179 56V55H178ZM185 56V55H184ZM193 56H194V52H193ZM206 56V55H205ZM213 56H215V54L214 55H212V57ZM245 56V55H244ZM252 56H251V58H252ZM261 56V55H260ZM139 57V56H138ZM145 57V58H146ZM149 57V56H148ZM159 56H157V58H158ZM170 57V56H169ZM168 57V58H169ZM171 57H173V56H171ZM176 57V56H175ZM174 57V58H175ZM183 57V55H181V58ZM204 57V56H203ZM219 57V56H218ZM230 57V56H229ZM247 57V56H246ZM129 58H130V56H129ZM139 58H142V57H139ZM160 58H162V56H160ZM180 58V56H179V59H181ZM190 58H191V56H190ZM199 58V57H198ZM202 58V57H201ZM232 58V57H231ZM243 58H245V57H243ZM248 59H249V57H247ZM264 58V57H263ZM138 59V58H137ZM154 59V58H153ZM162 59H164V58H162ZM167 59V58H166ZM170 59V58H169ZM175 59H177L178 60V58H175ZM174 59V60H175ZM193 59V58H192ZM191 59V60H192ZM209 59V58H208ZM214 58H210L209 59V63L211 62L212 63V61H210V60H213ZM233 59H235V58H232V60ZM238 59V58H237ZM241 59V58H240ZM135 60V59H134ZM147 59H145V61H146ZM149 60V59H148ZM150 60H152V59H150ZM168 60V59H167ZM167 60H165V61H167ZM170 60H172V58L170 59ZM189 60V59H188ZM197 60V59H196ZM199 60H201V59H199ZM217 60V59H216ZM236 60V59H235ZM245 60V59H244ZM245 60V61H246ZM130 61V60H129ZM136 61V60H135ZM138 61V60H137ZM139 61H141V59L139 60ZM143 61V60H142ZM156 61H158V60H155V62ZM194 61H195V59H194ZM215 61V60H214ZM239 60H237V62H238ZM243 61V60H242ZM241 61V62H242ZM162 62V61H161ZM169 62V61H168ZM175 62V61H174ZM185 62H187V61H185ZM193 62V61H192ZM191 62V63H192ZM216 63L218 62V61H215ZM215 62H213L212 64H211V66L212 65H214L215 66ZM221 62H222V65H223V69H227L228 68V66L231 64V61L229 62V60L228 59H225V60H223V61H221L220 60V65H219V63H218V65L220 66V68H222L221 67ZM237 62H235L236 64H237ZM133 63V62H132ZM135 63V62H134ZM137 63V62H136ZM141 63V62H140ZM147 63V62H146ZM148 63H153L154 64V62H148ZM178 63H180V60H179V62ZM184 63V62H183ZM200 63V62H199ZM198 63V64H199ZM204 63V62H203ZM13 64V63H12ZM16 64V63H15ZM130 64H131V62H130ZM153 64L151 65V67H153ZM156 64H159V63H157L156 62ZM166 64H167V62H166ZM175 64V63H174ZM173 64V65H174ZM181 64H182V62H181ZM189 64H190V62H189ZM193 64V63H192ZM195 64V63H194ZM233 64V63H232ZM235 64V65H236ZM14 65V64H13ZM17 65V64H16ZM131 65H133V64H131ZM137 65V64H136ZM141 65H142V67H144V64L143 63H141ZM165 65V63L163 64V67H165L164 66ZM171 65V64H170ZM169 65V66H170ZM201 65V64H200ZM225 65V66H224ZM241 65V64H240ZM239 65V66H240ZM244 65V64H243ZM7 66V65H6ZM149 66H150V64H149ZM149 66H145V67H149ZM155 66V65H154ZM168 66V67H169ZM188 66V65H187ZM190 66V65H189ZM203 66V65H202ZM217 66V65H216ZM227 66V67H226ZM242 66V65H241ZM245 66H246V64H245ZM254 66H255V68H254ZM167 67V66H166ZM167 67V68H168ZM180 67V66H179ZM183 67V66H182ZM207 67V66H206ZM230 67H232L231 65H230ZM236 67H237V65H236ZM235 67V68H236ZM244 67V66H243ZM159 68V67H158ZM161 69L160 70H162V64H161V67H160ZM173 68V67H172ZM171 67H170V69H172ZM201 68V67H200ZM199 68V69H200ZM220 68L218 67V69H219V71H220ZM234 68V67H233ZM233 68H231L232 70H233ZM155 69V68H154ZM186 69V68H185ZM202 69V68H201ZM201 69H200V72L202 73V71H201ZM207 69V68H206ZM230 69V70H231ZM239 68H237V71L239 72L240 71V69L238 70ZM159 70V71H160ZM174 70V68L171 70V71H173ZM180 70V69H179ZM184 70V69H183ZM213 70H216V68H214ZM229 70V71H230ZM231 70V71H232ZM236 70V69H235ZM244 70V71H245ZM207 71H210V70H206V73H207ZM217 71V70H216ZM221 71H222V69H221ZM236 71V72H237ZM167 72H169L170 73V71H169V68H168V71ZM175 72V71H174ZM212 72V71H211ZM214 72V71H213ZM238 72H237V74H238ZM162 73H164V72H162ZM190 73H192V72H190ZM195 73V72H194ZM205 73V72H204ZM206 73H205V75H206ZM233 73H234V70H233ZM161 73H159V75H160ZM216 74V73H215ZM219 74V73H218ZM218 74H217V76H218ZM232 74V73H231ZM230 74V75H231ZM237 74H235V76H234V78L236 77V75ZM241 74V73H240ZM240 74H239V76H240ZM164 75H166V74H164ZM191 75V74H190ZM195 75V74H194ZM199 75V74H198ZM209 75V74H208ZM158 76V75H157ZM163 76V75H162ZM161 76V77H162ZM167 76V75H166ZM176 76V75H175ZM201 76V75H200ZM212 76H214V74L212 75ZM216 76V75H215ZM222 76V75H221ZM223 76H225V75H223ZM227 76V75H226ZM159 77V76H158ZM161 77H159V78H161ZM192 77V76H191ZM203 77V76H202ZM228 77H230L229 76V73H228ZM228 77H226L227 79L226 80H228ZM232 77V76H231ZM230 77V78H231ZM158 78V79H159ZM240 78V77H239ZM190 79V78H189ZM203 79V78H202ZM201 79V80H202ZM205 79H207L206 77H205ZM210 79V76H209V78H208V80ZM212 79H214V77L213 78H211V80ZM220 79V78H219ZM224 79V78H223ZM223 79H221L222 81H223ZM238 79V78H237ZM236 79V80H237ZM240 79V80H241ZM171 80V79H170ZM177 80V79H176ZM199 80V79H198ZM201 80H199L200 82H201ZM174 81V80H173ZM228 81H230V80H228ZM227 81V82H228ZM233 81V80H232ZM234 81H235V79H234ZM176 82H178V81H176ZM207 82V81H206ZM209 82V81H208ZM207 82V83H208ZM213 82H215V81H213ZM213 82H211V83H213ZM220 82L221 81H219V84H220ZM184 83H186V82H184ZM202 83H203V80H202ZM202 83H198V84H202ZM204 83H205V80H204ZM223 83V82H222ZM235 83V82H234ZM237 83H238V81H237ZM237 83H235V85L237 84ZM214 84V83H213ZM218 84V82H217V85H219ZM230 84H233V82H230ZM204 85V84H203ZM207 85V84H206ZM208 85H209V87H211L212 85L211 84H209L208 83ZM211 85V86H210ZM229 85V84H228ZM238 85V84H237ZM189 86H191L190 84H189ZM195 86V85H194ZM201 86V85H200ZM214 86H216V85H214ZM222 86H224V84H222ZM232 85H230L229 87H231ZM217 87V86H216ZM225 87L226 86H224V88L223 89H225ZM228 87V88H229ZM240 86L238 85V88H239ZM204 88H205V86H204ZM213 88V87H212ZM233 88H234V85H233ZM219 88H217V90H218ZM232 89V88H231ZM206 90V89H205ZM212 90V89H211ZM215 90V88L213 89V91ZM216 90V92H218V91H220L221 89H219L218 91ZM234 90H235V88H234ZM208 91V90H207ZM206 91V93H208ZM228 91H229V89H228ZM235 92V93H237L238 94V92ZM224 92H226V89H225V91ZM205 93V94H206ZM221 93H223L222 92V90H221ZM221 93L219 92L218 94H220V102H221ZM233 93V92H232ZM215 94V93H214ZM217 94V95H218ZM226 94H228V93H226ZM226 94H223V95H226ZM230 94V93H229ZM209 95H211V93L209 94ZM206 96V95H205ZM214 96V95H213ZM235 96V95H234ZM204 97V96H203ZM207 97V96H206ZM211 97V96H210ZM216 97V96H215ZM243 97V98H242ZM218 98V97H217ZM232 98V97H231ZM208 99H209V97H208ZM211 99H213L214 100V97L213 98H211ZM230 99V98H229ZM239 100L237 101V103H240L239 101H240V98H238ZM210 100V99H209ZM216 100V99H215ZM214 100V101H215ZM241 100V101H242ZM247 100H249L248 98H247ZM212 101V100H211ZM217 101V100H216ZM250 101V100H249ZM248 101V102H249ZM253 101H251V102H249L250 104L253 102ZM224 102V101H223ZM234 102V101H233ZM247 102V101H246ZM261 102H264V100H262ZM236 103V104H237ZM254 103V102H253ZM252 103V104H253ZM257 103V102H256ZM259 103V102H258ZM227 104V103H226ZM245 105V104H244ZM247 106V105H246ZM253 106H255V105H253ZM248 107V106H247ZM249 107H251L252 108V105L251 106H249ZM257 108V107H256ZM246 109V108H245ZM260 109V108H259ZM250 110V109H249ZM249 110H247V111H249ZM262 111V110H261ZM231 112V111H230ZM250 112V111H249ZM257 112V111H256ZM248 113V112H247ZM251 113H252V111H251ZM261 113V112H260ZM82 115V113L79 111V108L78 107H76V106H73L72 108H71V112H70V114H69V117H67V119H68V123H69V127L67 128V130L64 132L63 131V129L62 128H60L54 121H51V120H49V121H51V122H48L47 124H48V127L50 128V130H51V132H52V135L54 136V140H56L55 142L57 143V146H58V148L60 149V151L64 154V158L63 159H61L62 160V162L60 161V160H58V158H57V156L56 155H53V154H49L48 153V157L46 158V157H43L42 159L43 160H41L40 161V163L38 164V166H35L33 163H31L30 161H28L27 160V158L25 157L24 158V160H25V164L23 165V168L25 169L24 171H25V174H26V178L28 179V181L30 182V189H31V194H32V198L34 199V201L37 203L36 205L34 204V206H36L39 210H38V212L39 213H41L43 216H44V218H46V222L44 221L43 223H45V232H44V236H43V238L45 239L46 237H45V234H46V236H48V235H50V236H52L50 239H52V238H54L57 234H54V232L53 231H58L59 232V234H61V236H63L64 238H63V240H65V238L67 237V235H65V233H72V234H76V233H78V228L80 229V231H82V228L85 226V225H88V224H90L91 226H90V230H91V236H92V238H91V242H90V244L88 245V244H81V246L82 247H87V246H89V248H91L92 247V249H94V251H93V253L91 252V254H89V252H87V250H81L80 251V253H79V255L81 256V258H83V256H86V257H92L93 259H91L92 261H94L96 264H101L100 262H104V261H106V259H108V256H109V258H110V255H109V253L108 252H104L103 251V249H107L108 248V246H109V244L110 243H112L113 241H114V239L113 238H111V237H109L105 232H101L99 229L98 230H95L94 229V227L96 228L97 226H98V224H103L104 223V221L103 220H100V218H98V215H99V213H100V204H99V196L96 194V192H98V189H100V187H101V185H102V178H104V176H110V177H112V176H114L113 174H116V173H118V171H122L123 173H130V172H133V173H137L138 174V176L140 177V179H141V176H142V178H143V184L146 186V188H147V190H149L150 188L152 189V192H154L155 193V189H153L154 188V183L155 182H158L159 180H160V178L157 180V179H154L155 178V176H154V178H153V180H157V181H155V182H153V180H152V183H151V180L150 179H152L151 178V173H150V171L149 172H147L148 171V169H150V168H153V166H154V169H153V171L155 170V165H153V163H155V162H157V164H159V163H161V162H165L163 165L165 166V165H167V164H170L171 165V163H173L172 165H173V167L174 166H176L177 167V165H176V163H175V165H174V162H170V163H168V161L170 160V157L168 156V154L169 153H166V155H167V157H169V160H168V158H166L164 155V157H165V159H164V157H161L162 158V160L164 159V161H161V162H158V161H160L159 159H157V157L159 158L160 156H158V154H161V152H164L165 150H166V148L168 149V146H171V144L173 143V142H171V140H169L170 141V145L168 144V143H166L167 141H165V143H166V145H164V147L165 146H167L165 149H164V147H162V146H160V145H158V146H156L155 144H156V142H154L155 144V147H156V149L158 148V150L157 151H154V149H153V147L154 146H152V144L150 143V145L152 146V148H148V147H146V145L144 146V145H141V143H143L142 141H143V139H144V141H146V139L145 138H143V137H140V135L141 134H143V132L142 133H140V134H133V136H131V134H129L128 132V134L129 135H127V134H122V132H120V127H121V121L119 122L118 120H116V119H113V118H111V119H105V120H103V121H101V122H99V123H94L93 125L92 124H88V122H86L85 120H84V118H80V119H78L79 118V115ZM257 114V113H256ZM262 114V113H261ZM243 115V114H242ZM249 115V114H248ZM238 116H240V115H238ZM251 116V115H250ZM241 117V116H240ZM245 117V116H244ZM243 117V118H244ZM248 118H249V116H247ZM247 117L245 118V119H247ZM254 118V117H253ZM261 118V117H260ZM231 119V118H230ZM251 119V118H250ZM231 120H233V119H231ZM239 120H241L240 118H239ZM247 120H249V119H247ZM237 121V120H236ZM250 121V120H249ZM254 121V120H253ZM257 121V120H256ZM264 121V120H263ZM53 122V123H52ZM237 122H239V121H237ZM237 122H236V124H237ZM255 122V121H254ZM228 123V122H227ZM232 123V122H231ZM230 123V124H231ZM240 123V122H239ZM238 123V124H239ZM233 124V123H232ZM243 124V123H242ZM241 124V125H242ZM229 125V124H228ZM240 125V124H239ZM236 126L235 127V130H237L236 128H238L239 127V129L241 130V128H240V126ZM244 125V124H243ZM242 125V126H243ZM255 125H256V123H255ZM246 125H244L243 126V128L245 127ZM226 127V126H225ZM233 127V126H232ZM247 127V126H246ZM242 128V130L241 131H244V129ZM260 128H261V126H260ZM219 129V128H218ZM220 129H221V127H220ZM230 129V128H229ZM234 129V128H233ZM238 129V131L241 133V131ZM248 129V128H247ZM40 131H41V129H40ZM121 131H123V130H121ZM141 131V130H140ZM210 131V130H209ZM208 131V132H209ZM253 131H255V130H253ZM253 131H251L250 132V134H252V135H254L255 136V134H253L252 132ZM260 131H262L263 132V130L261 129ZM259 131V132H260ZM138 132V131H137ZM137 132H135V133H137ZM206 132V131H205ZM247 132V131H246ZM258 132V131H257ZM261 132V133H262ZM139 133V132H138ZM207 133V132H206ZM229 133V132H228ZM234 133V132H233ZM240 133H239V135H240ZM254 133H256V132H254ZM257 134V133H256ZM263 134V133H262ZM208 135H209V133H208ZM247 135H249L248 133H247ZM246 134H245V136H247ZM142 136V135H141ZM253 136V137H254ZM258 136L260 137V135H259V133H258ZM257 136V137H258ZM228 137V136H227ZM226 137V138H227ZM252 137V138H253ZM259 137H258V140H260L259 139ZM262 137H264V136H262ZM246 138H248V136L246 137ZM255 139V138H254ZM262 139V138H261ZM142 140V141H141ZM229 140V139H228ZM250 140V139H249ZM197 141V140H196ZM240 141V140H239ZM244 141H245V139H244ZM261 141V140H260ZM247 142V141H246ZM145 143V142H144ZM211 143V142H210ZM212 143H214V142H212ZM232 143V142H231ZM242 143V142H241ZM251 143V142H250ZM264 143V142H263ZM149 144V143H148ZM195 144H197V142L195 143ZM237 144V143H236ZM244 144V143H243ZM47 145V144H46ZM173 145V144H172ZM221 145V144H220ZM250 145V144H249ZM253 145H255V144H253ZM143 146L145 147V148H143ZM162 147V149L160 148V147ZM197 146H198V144H197ZM245 146V145H244ZM250 146H252V145H250ZM154 147V148H155ZM172 147V146H171ZM208 147H210V145L208 146ZM236 147H237V145H236ZM239 147V146H238ZM240 147H241V145H240ZM256 146H254V148H255ZM159 148L161 149V151H159ZM222 148V147H221ZM252 148V147H251ZM51 149V148H50ZM155 149V150H156ZM237 149H239V148H237ZM162 150H164V151H162ZM210 150H211V148H210ZM87 152L88 153V155L91 157L90 159H92V163L94 164V166L99 170V174L97 175V176H92V175H84V176H81V177H79L78 175H76L71 169H73V168H76L75 167V164H73L72 163V166H70V167H68V168H65L64 166H63V164H65V161H63L64 159L65 160H70V154L72 155L73 153H79V152ZM158 152V154H157V156H156V153ZM160 152V153H159ZM167 152V151H166ZM165 153V152H164ZM72 158V157H71ZM167 159V160H166ZM172 159H174V158H172ZM171 159V160H172ZM176 159V158H175ZM170 160V161H171ZM173 161V160H172ZM63 163V164H62ZM90 164H91V162H89ZM90 164H88V165H90ZM87 165V166H88ZM162 164H161V166L160 165H158V166H160V167H162L163 166ZM171 165V166H172ZM85 166H86V164H85ZM169 166V165H168ZM146 167L148 168L147 169V171H146ZM159 167V168H160ZM165 167H163V169H164ZM161 169V168H160ZM163 169H161V170H163ZM158 170L159 169H157L156 171L158 172ZM167 170H169V169H167ZM164 171V170H163ZM92 172V171H91ZM156 172V173H157ZM159 172H160V170H159ZM158 172V173H159ZM162 172V171H161ZM158 173H157V176H158ZM168 173V172H167ZM97 174V173H96ZM162 174V173H161ZM170 174V173H169ZM156 175V174H155ZM160 175V174H159ZM172 175H173V173H172ZM174 175H175V173H174ZM173 175V176H174ZM210 175V174H209ZM165 176H167V174H165ZM150 177V178H149ZM157 178V177H156ZM166 178V177H165ZM147 179L149 180V181H147ZM165 180L166 179H164L163 180V183L165 184V183H169L168 181H166L165 182ZM162 180H160V182H161ZM159 182V183H160ZM162 183V182H161ZM163 183L161 184V185H163ZM188 183V182H187ZM158 184V183H157ZM159 185V184H158ZM166 185V184H165ZM169 185H170V183H169ZM153 186V187H152ZM174 186H175V184H174ZM219 186V185H218ZM158 187V186H157ZM156 187V188H157ZM161 187V186H160ZM159 188V187H158ZM162 188V187H161ZM184 192H185V190H183ZM179 192V194L181 195V193L182 192H180V191H178ZM176 193L177 192H175V195H176ZM178 194V193H177ZM178 194V195H179ZM173 195H174V193H173ZM174 195V196H175ZM169 197V196H168ZM38 205V206H37ZM160 212H162V216L164 215V218H168L169 217V214L167 213V212H165V208H162V210H160ZM27 215L28 216H31L32 215V212L31 211H29L28 213H27ZM118 241V240H117ZM119 242V241H118ZM83 243V242H82ZM121 245H122V247L124 248V245L126 244H123V242L121 241V243H120ZM43 247H46L45 245H39V244H36V247H35V249H38V250H42V248ZM4 249H3V251H1V256L3 257V256H5L4 255V252L6 251V250H8V251H11V253L10 254H12V250H11V247H3ZM5 248H6V250H5ZM10 248V249H9ZM127 248H128V246H127ZM27 250H28V248H26L25 246H23V245H20V246H18L17 248H16V252H15V259L14 260H12V259H9L8 257L9 256H5V257H7L6 258V260H5V257H3L4 258V260L2 259V257L0 256V259H2V260H0V264H30V262H29V260H28V258H27V255L25 254L26 252H27ZM126 250V249H125ZM128 250V249H127ZM8 251H6V252H8ZM3 252V253H2ZM7 254V255H10V254ZM6 254V253H5ZM12 254V255H13ZM13 257V256H12ZM11 258V257H10ZM119 258H122V257H118L117 259H115V258H112V260H110V264H122V259H120V260H118ZM9 259V260H8ZM36 264H40V263H36ZM107 264V263H106Z\"/></svg>",
    "mask_w": 264,
    "mask_h": 264
},
{
    "label": "crops",
    "instance_id": "crops-1",
    "mask_svg": "<svg viewBox=\"0 0 264 264\" xmlns=\"http://www.w3.org/2000/svg\"><path fill=\"white\" fill-rule=\"evenodd\" d=\"M101 193L135 264H242V253L237 250L241 239L250 245L253 264H264V196L223 207L217 215L216 236L221 244L205 252L186 241L181 230L162 216L138 178L127 175L108 182ZM216 201L218 206L225 205V195L216 193Z\"/></svg>",
    "mask_w": 264,
    "mask_h": 264
}]
</instances>
